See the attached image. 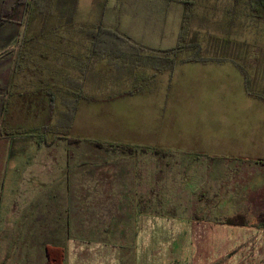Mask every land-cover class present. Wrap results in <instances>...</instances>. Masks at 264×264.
Here are the masks:
<instances>
[{"label":"rangeland","instance_id":"374dc122","mask_svg":"<svg viewBox=\"0 0 264 264\" xmlns=\"http://www.w3.org/2000/svg\"><path fill=\"white\" fill-rule=\"evenodd\" d=\"M178 1L108 0L103 24L130 39L173 45L184 11ZM4 3L0 0V32L14 25L9 21H18L20 13L19 8L6 10ZM42 4L43 12L35 13L31 23L46 18L55 24L63 17L58 9L65 6L69 14L76 11V22L96 27L105 6L103 0H79L75 6L66 0L64 4L62 0ZM123 6L125 12L116 26L110 8ZM191 9L189 37L203 51L241 59L254 88L263 94L264 18L250 16L245 0H194ZM67 24L68 30L74 29L70 20ZM102 67L97 65L90 72L93 77L84 89L88 99L81 101L75 122L73 135L81 139L79 172L86 183L79 186L86 189L92 186L89 181L105 173L110 178L120 174V178L131 172L129 161L108 166L114 159L108 158L105 149L91 146L92 141L157 147L175 160L167 161L171 168L164 170L161 186L150 183V162L143 160L145 181L135 191H113L119 185L109 183L102 190L52 191L51 198H56L52 201L57 205V201L105 200L130 194L144 201L158 200L161 206L147 208L146 215H135L134 207H97L93 214L90 207H77L82 212L76 215L73 208L69 225L65 208L54 207L50 230L44 236L20 232L17 238L0 239V264H46V247L62 248L63 264H264V221H257L264 214V108L242 94L238 76L227 67L219 72L187 71L180 82L190 87L173 94L178 100L171 99L162 114L158 110L160 91L145 96L100 94L125 81L120 80V73ZM90 90L98 93L88 94ZM155 209L156 215L149 214ZM238 213L247 216L245 227L215 224L216 217Z\"/></svg>","mask_w":264,"mask_h":264},{"label":"crops","instance_id":"0c3cea01","mask_svg":"<svg viewBox=\"0 0 264 264\" xmlns=\"http://www.w3.org/2000/svg\"><path fill=\"white\" fill-rule=\"evenodd\" d=\"M107 4L108 0H103L105 6L102 8L96 27L101 25L107 29L103 24ZM125 9L124 6L110 8V13L114 14V20L117 22L116 26H119V18ZM58 10L63 17L59 18L55 24H51L46 18H43L45 21L42 23L33 24L30 21L26 29L24 26L18 27L14 24L0 32V239L4 237L17 238L20 232H37L44 236L50 230L52 213H54V207L57 206L65 208V223L68 225L71 221L69 217L73 208V213L76 215L82 212L77 207H90L91 214L96 212L94 208L97 207H134L135 215H146L147 208L161 206V202L158 200L144 201L140 198H132L130 194L122 195L121 198L105 200L57 201L60 203L57 205L56 201H52L56 199L51 198L52 191H83L85 189L79 186L86 184L82 182L81 172H79L81 166L78 159L80 161L81 157L77 156L80 154L77 152L81 139L73 135L76 131L75 122L83 100L79 101L74 118L70 121L68 110L73 105L74 99L69 94H87L86 90L84 92L85 86H89V81L93 77L90 72H93V69L96 70L97 65H103V70L120 73V80L125 78L124 83L107 87L100 94L145 96L154 95L160 91L158 110H161L162 114L171 99L173 102L178 100L173 94L181 91V87H190L189 83L184 86L180 82L185 79L181 78L182 75H188L187 71L219 72L225 70L226 67L235 76H238L242 94L250 101L255 102L257 107L264 108L262 100L247 94L244 77L235 64H241V59L236 57L231 59L218 57L226 59L219 63H179L177 58L178 63L171 74L162 70L161 64L156 63L155 58H161L160 52L175 47L179 28L176 32L175 43L173 45L171 43L169 46L130 39L118 32L117 28L111 29L127 39L107 40L108 46L113 49V54L116 52L117 55L100 58L92 56V39L87 36L79 38V34H77L80 32L82 37V34L87 35L86 32L95 27L76 22L74 9L69 18L68 8L62 7ZM40 11L42 8H37L35 13ZM68 20L75 24L74 29H67ZM62 28H65V31ZM7 30L11 31L9 35ZM52 32L58 34L52 36ZM162 38L161 34L160 42ZM68 60L72 61L68 62ZM84 64L87 66V75L85 83L80 89L77 87L76 80L80 78ZM246 71L249 75L248 70ZM253 83L249 77L251 93L264 96V93L262 94L254 88ZM186 90L190 92V89ZM95 93L98 92L88 91V94ZM67 126L70 127L68 136H63L60 133L51 134L42 130V128L61 130ZM159 127L161 126L157 127V132L155 131L156 138ZM8 128L38 129V131L17 135L6 132L5 129ZM97 142L99 141H92L90 145H95ZM105 144L130 146L144 151L128 154L112 148H102L108 151V158L114 159V162H108V166L118 165L120 160L129 161V171L131 172L122 173L120 178L118 177L120 174H116L115 178H110L109 173L97 176L98 179L93 178L87 183L92 185L87 187V190H102L103 186L113 183L119 185V187H112L113 191H135L136 186L145 181L142 177V174H145L141 171V166L146 164L143 160L150 162L148 173L150 183L161 186L164 170L171 168L167 161L175 160L169 156L163 158L164 151L157 147L119 144L116 141ZM165 154L171 153L165 152ZM179 163L182 166H188L186 162ZM80 164L82 165V161ZM186 172L189 173V169ZM130 185H133L132 188ZM149 190L153 191L152 188ZM149 211L151 215L157 214L156 209ZM129 213L130 211H127L128 215ZM34 224L39 227L35 228Z\"/></svg>","mask_w":264,"mask_h":264},{"label":"trees","instance_id":"16d2710c","mask_svg":"<svg viewBox=\"0 0 264 264\" xmlns=\"http://www.w3.org/2000/svg\"><path fill=\"white\" fill-rule=\"evenodd\" d=\"M4 8L9 11L20 9V13L18 15V21H9L10 23H13L17 26H21L26 29L27 24L31 21L34 13L36 12L37 8L41 7L44 2V0H4ZM71 2L73 6H75L77 0H66V2ZM239 0H234L236 3ZM65 0H62V3L64 4ZM179 3L183 5L184 11L182 13V17L180 20L179 25V31L177 35V41L174 48L170 50H165L160 52L162 54V57L155 58L156 63L161 64V69L168 71L169 74L173 72V69L175 65L178 63H207V62H223L226 59H223L225 56L222 55V53H209L207 51H203L200 44H197L195 39L192 37H189L190 34V26L188 24L189 18L191 17V7L194 4V0H179ZM245 4L247 6V9L249 10L250 16L256 19H263L264 18V0H245ZM72 6V7H73ZM65 7V6H64ZM68 8V7H67ZM74 8V7H73ZM5 16V15H4ZM8 15L6 14V17ZM70 17V14L68 13V18ZM10 20V18H9ZM25 31V30H24ZM87 33V37L92 39V56L97 57H105L112 55H117L115 52L113 54L112 47L108 46L107 40L112 39H127L125 36L117 33L116 31H111L108 29H104L101 25L95 27L94 29H90ZM96 42V43H95ZM228 43V42H227ZM216 47V46H212ZM181 56V57H180ZM223 57V58H218ZM240 72L242 73L244 77V83H245V90L248 95H253L260 100L264 102V96L261 95H254L251 93V89L249 87V75L247 71L244 69V67L241 64L235 63ZM87 66L84 64V68L81 69V75L77 82V87L82 89L85 80H86V71ZM159 69V68H158ZM74 101L73 105L68 110V117L69 120L72 121L74 118V115L76 113V108L80 100H87L88 97H86L85 94H74ZM70 127L67 126L65 129L61 130H55L54 128H42L45 132H49L51 134L54 133H60L63 136H68L70 132ZM6 132H9L10 134H17V135H25V134H31L38 131V129H27V128H8L5 129ZM57 131V132H56ZM96 147L98 148H112L116 149L122 153H128L133 154L138 151H144L143 149L139 150L137 148H133L130 146H124V145H112V144H103L97 142ZM167 154L163 153V158H165ZM168 166V165H166ZM257 221L259 222L261 220L264 221V214L257 216ZM215 224L217 225H225V226H231V227H245L247 224V216L243 213H238L234 216H228L224 218L216 217L215 218ZM45 258H46V264H63L65 259V253L64 250L60 247H46L45 248Z\"/></svg>","mask_w":264,"mask_h":264}]
</instances>
